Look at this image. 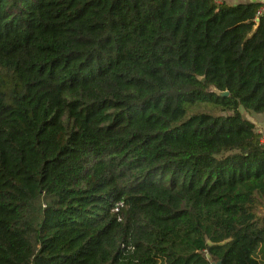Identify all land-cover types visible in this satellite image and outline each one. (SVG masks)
Returning <instances> with one entry per match:
<instances>
[{
	"label": "trees",
	"instance_id": "obj_1",
	"mask_svg": "<svg viewBox=\"0 0 264 264\" xmlns=\"http://www.w3.org/2000/svg\"><path fill=\"white\" fill-rule=\"evenodd\" d=\"M242 108L263 2L0 0V264H264Z\"/></svg>",
	"mask_w": 264,
	"mask_h": 264
},
{
	"label": "rangeland",
	"instance_id": "obj_2",
	"mask_svg": "<svg viewBox=\"0 0 264 264\" xmlns=\"http://www.w3.org/2000/svg\"><path fill=\"white\" fill-rule=\"evenodd\" d=\"M218 1L219 2L223 1V2H227L228 4L237 5L239 3L247 2L248 0H218ZM242 113L247 119L255 122L259 132L263 134V138H264V114L256 113L253 111H247L244 108H242Z\"/></svg>",
	"mask_w": 264,
	"mask_h": 264
},
{
	"label": "water",
	"instance_id": "obj_3",
	"mask_svg": "<svg viewBox=\"0 0 264 264\" xmlns=\"http://www.w3.org/2000/svg\"><path fill=\"white\" fill-rule=\"evenodd\" d=\"M203 80H205V79L203 78ZM220 94H222V95H229V92L228 91H225V92H221ZM216 264H222V263H221V261H218Z\"/></svg>",
	"mask_w": 264,
	"mask_h": 264
},
{
	"label": "crops",
	"instance_id": "obj_4",
	"mask_svg": "<svg viewBox=\"0 0 264 264\" xmlns=\"http://www.w3.org/2000/svg\"><path fill=\"white\" fill-rule=\"evenodd\" d=\"M221 2H223V1H221ZM247 2H263L264 3V0H248Z\"/></svg>",
	"mask_w": 264,
	"mask_h": 264
},
{
	"label": "built area",
	"instance_id": "obj_5",
	"mask_svg": "<svg viewBox=\"0 0 264 264\" xmlns=\"http://www.w3.org/2000/svg\"><path fill=\"white\" fill-rule=\"evenodd\" d=\"M263 141H264V138H263Z\"/></svg>",
	"mask_w": 264,
	"mask_h": 264
}]
</instances>
